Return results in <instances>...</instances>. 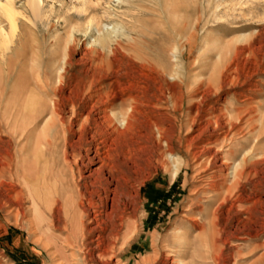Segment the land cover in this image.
Masks as SVG:
<instances>
[{
    "label": "rangeland",
    "instance_id": "374dc122",
    "mask_svg": "<svg viewBox=\"0 0 264 264\" xmlns=\"http://www.w3.org/2000/svg\"><path fill=\"white\" fill-rule=\"evenodd\" d=\"M102 36L109 38L104 48L96 41ZM17 49L27 61L36 51L40 70L56 55L68 73L83 71L98 54L113 70L146 60L164 69L183 100L178 122L168 95L161 110L172 129L168 153L181 167L174 175L172 160L165 156L163 165L158 151L143 165L128 183L136 230L93 257L64 245L73 241L64 219L51 230L27 197L11 200L15 192L0 188V264H264V0H0L1 152L21 143L3 117L15 82L30 73V62L9 73ZM145 131L144 139L159 138ZM242 160L244 175L231 190L233 164ZM205 224L215 252L193 239ZM98 234L88 239L92 247Z\"/></svg>",
    "mask_w": 264,
    "mask_h": 264
},
{
    "label": "bare ground",
    "instance_id": "6f19581e",
    "mask_svg": "<svg viewBox=\"0 0 264 264\" xmlns=\"http://www.w3.org/2000/svg\"><path fill=\"white\" fill-rule=\"evenodd\" d=\"M108 39L102 36L96 41L104 48ZM24 52L17 49L16 56L8 59L9 73L21 64L26 69L30 62L31 67L30 73L21 74L15 82L3 114L12 129L19 131L18 138L23 144L15 152H6L7 148L0 151V188L5 194L15 192L8 196L11 200L27 197L32 212L51 230L58 228L64 219L73 240L66 238L64 245L78 251L87 250L90 257L94 249H114L117 240H125L136 230L129 211L132 202L128 197V183L143 165L160 152L163 165L165 156L169 157L174 175L180 171L178 158L168 153L172 129L165 124L169 116L161 111L166 109L168 95L174 103L178 122L183 101L180 92L167 82L164 69L147 60L123 72L119 68L113 70L104 56L94 54L89 68L70 74L64 68L66 62L56 64V55L48 70H40L37 52L28 61ZM67 63L70 65L71 61ZM153 84H158L157 92L152 91ZM111 105L114 107L109 111ZM66 107H69V119L62 116ZM90 130L92 134L88 138ZM142 130H156L159 138L156 142L151 135L144 139ZM108 139L116 152L110 146L103 154L101 149ZM96 163L99 166L87 170L84 176V170ZM233 166L235 182L231 190L237 189V181L244 175L238 167L244 170L246 160ZM195 225L200 227L196 222ZM120 227L125 228L122 234ZM200 229L193 239H200L214 251V234L209 225H202ZM95 232L99 234L92 247L88 239Z\"/></svg>",
    "mask_w": 264,
    "mask_h": 264
}]
</instances>
